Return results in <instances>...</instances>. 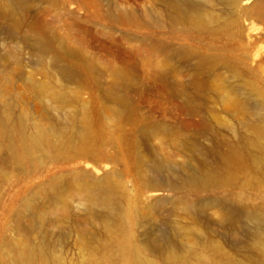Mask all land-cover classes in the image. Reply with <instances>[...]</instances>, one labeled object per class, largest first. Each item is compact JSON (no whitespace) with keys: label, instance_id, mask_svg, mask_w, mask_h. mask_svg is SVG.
<instances>
[{"label":"bare ground","instance_id":"1","mask_svg":"<svg viewBox=\"0 0 264 264\" xmlns=\"http://www.w3.org/2000/svg\"><path fill=\"white\" fill-rule=\"evenodd\" d=\"M158 1L162 9L149 23L157 27L166 24L176 37L206 34L209 41L223 34L236 37L241 29L239 19L251 2ZM261 9H256V17L262 16ZM0 16L4 17L1 11ZM116 17L129 18L130 14L120 10ZM20 21L14 18L9 28L6 26V37L10 38L7 45ZM27 37L33 49L52 53L51 65L61 76H72V66L58 62V57L69 53L64 42L51 45L41 29ZM156 45L169 60L172 54L193 59L194 76L218 66L238 78L243 73L229 53L212 43L203 49L186 44L168 47L162 40ZM9 56L10 52L0 53V154L12 159L8 161L12 169L25 175L40 173L44 158L56 153L53 159H57L63 151H73L72 157H94L91 145L98 135L92 129L89 110H82L78 126L48 121L38 102L31 105L47 89L45 82L37 84L30 77L21 78V67L12 66ZM164 62L167 64V59ZM167 70L163 66L159 73ZM111 74L113 83L104 89L105 95L121 107L128 105L114 80L123 78L122 71L113 69ZM239 82V93L233 96L231 107L242 111L245 118L234 130L235 139L225 142L211 138L203 150L189 154L191 169L182 177L144 176L132 207H123L124 197L112 170L98 177L87 170L47 172L34 184L11 183L10 191L0 194V264H64L60 233L71 215L74 233L67 245L77 254L75 264H112L115 260L154 264V258L161 264H251L236 260L222 249L217 238H212L216 235H224L231 249L253 255L254 264H264V211L258 205L259 200L264 203V90L243 78ZM52 93L56 99L66 100L65 94ZM251 97L258 101L256 105H248ZM157 130L165 134L163 127ZM178 144L189 147L193 141L185 136ZM38 158V163L34 162ZM4 180L0 171V182ZM149 190L170 192V205L160 209L158 198L141 200L140 196ZM71 191L72 202L78 206L75 214H71V204L64 199ZM174 214L185 220L174 222ZM93 254H101L102 260L92 258Z\"/></svg>","mask_w":264,"mask_h":264},{"label":"rangeland","instance_id":"2","mask_svg":"<svg viewBox=\"0 0 264 264\" xmlns=\"http://www.w3.org/2000/svg\"><path fill=\"white\" fill-rule=\"evenodd\" d=\"M247 6L249 10L239 19L241 29L236 37L223 34L209 41L206 34L176 37L166 24L157 27L149 23L162 9L158 0H0L4 16H0V53L10 52L8 61L12 66L21 67V78L30 77L37 84L45 82L47 88L31 105L38 102L40 112H44L48 121L69 126H78L86 107L92 118V129L98 135L91 145L96 153L94 157L85 154L72 157L73 151H63L58 154L62 156L53 159L56 153H50L42 160L44 166L39 168L40 173L30 175L14 171L8 163L12 159L0 154V171L6 179L0 182V194L11 183H37L47 172L87 170L98 177L112 170L124 197L123 207H132L144 176L182 177L191 169L189 154L203 150L211 138L233 141L239 120L245 118L242 111L236 112L231 107L233 96L239 93V80L246 79L264 90V0H251ZM262 7V16L256 17V9ZM120 10L127 11L130 17H116ZM14 18L21 21L17 31L11 32L14 36L11 50L6 44L10 40L6 37V26L9 28ZM40 29L49 37L51 45L65 43L69 53L58 57V62L72 66L70 78L61 76L51 65L52 53H40L29 45L27 36ZM160 40L168 47L186 44L201 49L212 43L229 53L243 73L238 78L218 66L198 71L194 76V60L173 54L171 60L168 55L165 58L166 53L156 45ZM163 66L168 68L165 74L159 73ZM113 69L122 71L123 78L114 80L116 90L127 100L126 106H119L104 93L113 83ZM52 92L65 94L66 100L56 99ZM247 102L253 106L258 101L251 97ZM161 127L165 136L157 130ZM185 136L191 137L193 146L178 144ZM169 138L175 140L172 142ZM262 153L264 157V150ZM73 193L64 195L65 201L71 204V214L78 210L75 201L72 202ZM156 198L160 199L158 208L161 209L170 205L171 193L149 190L140 196L143 201ZM258 205L264 211L261 200ZM71 218L65 219L67 226L60 233L64 264H75L77 260V254L67 245V239L74 233ZM172 219L174 222L185 220L177 214ZM208 235L212 237V233ZM212 238H217L222 249L236 260L255 263L253 255L231 249L224 235ZM91 257L102 260L101 254ZM112 264H123V261L115 260ZM154 264L161 262L154 258Z\"/></svg>","mask_w":264,"mask_h":264}]
</instances>
